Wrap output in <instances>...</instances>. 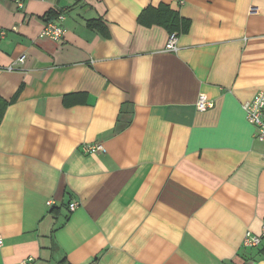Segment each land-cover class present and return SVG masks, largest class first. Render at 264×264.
<instances>
[{
	"label": "crops",
	"instance_id": "1",
	"mask_svg": "<svg viewBox=\"0 0 264 264\" xmlns=\"http://www.w3.org/2000/svg\"><path fill=\"white\" fill-rule=\"evenodd\" d=\"M20 1L0 0V98L17 97L0 264H264V241L242 246L264 228V142L243 109L264 92V0ZM163 6L190 23L176 52L140 22ZM47 23L65 38L40 37Z\"/></svg>",
	"mask_w": 264,
	"mask_h": 264
},
{
	"label": "built area",
	"instance_id": "2",
	"mask_svg": "<svg viewBox=\"0 0 264 264\" xmlns=\"http://www.w3.org/2000/svg\"><path fill=\"white\" fill-rule=\"evenodd\" d=\"M19 5H21V1L18 0ZM22 6V5H21ZM63 20L64 17L61 16L59 18ZM67 31L63 27L55 24V23H47L44 27L43 31L40 34V37L50 38L54 41H61L65 38ZM6 33L5 31L0 30V39H4ZM178 34L173 33L169 36V39L166 44V50L169 52H176L178 50ZM26 57L22 56L18 62L24 64ZM9 71H14V65L8 67ZM213 104L211 101L208 100L206 95H200L199 100L197 102V110L198 111H206ZM243 109L246 114V119L248 123L256 129L255 137L264 142V92L258 93L250 102L244 104ZM102 151V147H88L86 149V153L88 154H95ZM52 204V203H49ZM77 203H72L70 205V210L73 212L77 209ZM264 241V228L260 235H254L253 233L248 232L243 241V248L245 249H252L257 248L261 245ZM3 246V239L0 237V247ZM33 262L32 259L23 261L21 264H31Z\"/></svg>",
	"mask_w": 264,
	"mask_h": 264
},
{
	"label": "trees",
	"instance_id": "3",
	"mask_svg": "<svg viewBox=\"0 0 264 264\" xmlns=\"http://www.w3.org/2000/svg\"><path fill=\"white\" fill-rule=\"evenodd\" d=\"M144 14L145 15L141 16V18H140L141 24H143L145 26H150L151 23L148 22L146 18L148 15H151L148 17H150L152 20H154L155 23L160 24V25H164L169 30L170 34L177 33L178 36L181 33L186 32V29L189 27V24H190L188 20H184V19L180 18L177 13L173 12L167 6L160 7L159 9L154 10V12H152L151 10L149 12L147 11ZM152 16H153V18H152ZM144 17H145V19H144ZM16 99H17L16 96L11 101H6V100H3L2 98H0V124L2 123V120L4 118L7 107L10 104H12L13 102H15ZM244 256L245 255H243V258H244ZM245 262H247V261H245Z\"/></svg>",
	"mask_w": 264,
	"mask_h": 264
}]
</instances>
